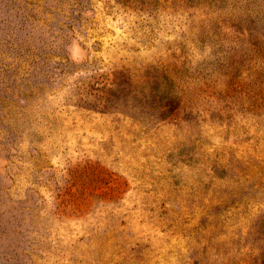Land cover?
Wrapping results in <instances>:
<instances>
[{"label":"rangeland","instance_id":"374dc122","mask_svg":"<svg viewBox=\"0 0 264 264\" xmlns=\"http://www.w3.org/2000/svg\"><path fill=\"white\" fill-rule=\"evenodd\" d=\"M0 264H264V0H0Z\"/></svg>","mask_w":264,"mask_h":264}]
</instances>
